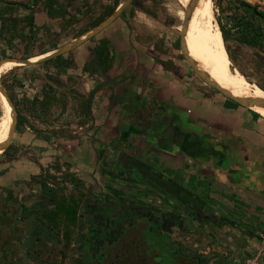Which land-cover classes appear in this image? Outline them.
<instances>
[{"label":"crops","instance_id":"0c3cea01","mask_svg":"<svg viewBox=\"0 0 264 264\" xmlns=\"http://www.w3.org/2000/svg\"><path fill=\"white\" fill-rule=\"evenodd\" d=\"M130 9L73 50L67 67H23L10 77L29 89L19 101L20 122L9 153L0 157V264H22L19 205L61 169L78 170L77 178L87 187L99 179L112 181L99 176L105 153L124 154L198 210L202 217L186 220L189 251L230 255L238 263L239 254L254 257L264 246V123L205 90L177 58L136 41ZM35 14L40 27L51 20L44 8ZM101 43L111 83L103 82L102 70H85ZM133 77L139 84L125 94ZM145 94L160 123L173 122L183 132L184 117L205 145L211 142L214 160L207 163L201 155V161H183L179 147L159 148L153 137L130 127L131 100L140 103ZM72 102L79 109L77 120L68 125L63 119ZM51 111H59L60 121L51 122Z\"/></svg>","mask_w":264,"mask_h":264},{"label":"flooded vegetation","instance_id":"af4514ba","mask_svg":"<svg viewBox=\"0 0 264 264\" xmlns=\"http://www.w3.org/2000/svg\"><path fill=\"white\" fill-rule=\"evenodd\" d=\"M178 44L180 50V39ZM129 81L125 94L139 84L135 77ZM144 96L140 103L131 100L130 127L153 137L159 148L179 147L183 161H201V155L207 163L214 160L211 142L205 145L184 117L183 132L173 122L160 123ZM102 158L99 176L112 181L99 179L87 187L77 170L70 187L62 180L41 182L37 194L19 205L22 264H208L188 250L184 236L186 220L202 217L198 210L160 178L135 168L124 154L105 153ZM54 211L50 221L48 213Z\"/></svg>","mask_w":264,"mask_h":264},{"label":"rangeland","instance_id":"374dc122","mask_svg":"<svg viewBox=\"0 0 264 264\" xmlns=\"http://www.w3.org/2000/svg\"><path fill=\"white\" fill-rule=\"evenodd\" d=\"M34 0H0V12L5 11V9L11 8L10 5L17 4V11L14 13L17 16V22L15 24L10 23L5 27L3 31V38L8 40L13 36L18 37L13 45L12 53L23 59L28 56L30 58L41 57L44 53L48 51H54L64 45L70 43L74 39H77L85 32L98 26L106 17V10L109 6H113L114 3H123L124 0H61L67 10L70 12L71 21L63 20L62 18L56 17L53 20H48L46 26H39L40 19L34 15V24L39 26L36 28V35L32 36L29 30V23L25 20V17L33 14L29 11L39 10L42 8L41 3H35ZM22 6V7H20ZM129 20L133 23L135 30L136 41L141 42L145 46L153 48L156 53L166 52L171 58H177L178 61L182 62L183 67L189 73L191 78L196 80L198 84L203 85L205 90H210L214 94H217L223 98L229 105L235 106V108H242L246 113L250 114L253 118L260 120L264 123V118L257 115L256 113L248 110L246 108L240 107L235 103L227 100L222 95L214 91L213 89L206 86L192 71L185 59L180 53L178 40L180 39V34L182 26L185 21L186 8L184 9L178 0H136L130 6ZM129 7V8H130ZM79 9L80 12H76ZM255 9L257 11H255ZM211 12L213 13L216 23L218 25L219 31L223 38V33L227 36L228 42L224 45L225 48L229 49L228 54L233 59V67L236 68L240 73L248 78V81L252 84L258 86L264 91V50L261 48H248L245 45L238 43L240 37V30L236 28L235 18L244 17L249 21H253L254 18H258L259 13L264 14V0H211ZM40 14V12H39ZM254 16V18L252 17ZM69 18V17H68ZM194 30L195 27L191 20L188 21V34L185 38L186 50L189 56L195 61L194 54ZM32 36V37H31ZM35 39V40H33ZM96 40L92 44H97ZM6 44L4 43V46ZM0 44V61L2 58ZM71 52L54 59L48 65H42L40 68H54L61 69L65 64L69 62L71 58ZM201 64L205 67V49L203 50L201 57ZM18 67L13 71H10L1 79L3 85L7 89L11 100L19 104L22 100L24 92L18 91L14 88L15 83H11L10 77L13 74L19 72ZM210 78V76H209ZM211 79V78H210ZM23 94V95H22ZM3 100V105L5 109V122L3 131V142L8 138L9 126L11 117L9 114L8 105ZM67 117L63 119L66 124H70L77 120L78 109L75 102L67 104ZM18 112V111H17ZM3 116L2 107L0 104V122ZM61 119V114L59 111H51V122H58ZM6 136V138H5ZM6 154H2L3 157ZM60 171H63L61 169ZM60 171L58 170L55 177H48L52 180L54 184H61L64 177L59 176ZM69 170H66V172ZM49 176V175H48ZM62 180V182L60 181ZM64 185V184H63ZM79 185V184H78ZM66 189H62V193ZM148 192V191H147ZM146 191L143 194L150 195ZM152 194V193H151ZM68 211L67 209H63ZM261 250V249H260ZM257 251L254 257L243 256L239 254V258H236L239 262H235V259H230L229 256H214L213 253L200 254L196 253L199 257H202L208 264H246L247 261L253 260L256 255L260 252ZM233 254V253H231ZM264 254V251H263ZM264 255H262L260 264H263Z\"/></svg>","mask_w":264,"mask_h":264},{"label":"bare ground","instance_id":"6f19581e","mask_svg":"<svg viewBox=\"0 0 264 264\" xmlns=\"http://www.w3.org/2000/svg\"><path fill=\"white\" fill-rule=\"evenodd\" d=\"M181 6L188 8L191 0H178ZM190 20L195 27L194 31V54L195 63L198 68L210 76L211 80L218 84L221 88L227 90L234 97L243 99L259 98L264 100V91L258 86L248 81V78L233 67L231 58L226 51L222 35L219 31L216 19L211 12V0H197L194 6ZM205 49V67L201 64V54ZM50 54L41 57L31 58V62H37ZM21 66L17 62L7 61L0 67V80L4 75ZM8 105L11 117L12 110L6 98L0 93V104L3 116L0 122V144L3 141V129L5 122V109L3 100ZM256 114L264 118V109L254 107L252 109ZM12 123V118H11ZM11 126V124H10ZM9 126V130H10ZM9 135V132H8ZM2 152H0V156Z\"/></svg>","mask_w":264,"mask_h":264},{"label":"trees","instance_id":"16d2710c","mask_svg":"<svg viewBox=\"0 0 264 264\" xmlns=\"http://www.w3.org/2000/svg\"><path fill=\"white\" fill-rule=\"evenodd\" d=\"M35 3H41L40 5L42 8H44L47 11L48 17L53 20L56 17L59 16V18H62L63 20H69L71 21V16L69 10L66 9L64 4L62 3L61 0H34ZM33 1V2H34ZM136 1V0H135ZM134 1V2H135ZM120 5V3H114L113 6H109V8L106 10V17L108 18L115 10L116 8ZM11 8L8 10L5 9V11L0 12V44L1 46V51H2V58H18L21 59V57H18L12 53L13 51V44L16 39H19L18 37L11 36L8 40H5L3 36V31H5V27L7 24L13 23L15 24L17 22V16L14 14L17 11L18 5L17 4H12L10 5ZM22 7V6H20ZM29 11L33 12V14H30L25 17V20L28 21L29 23V30L30 33H32V36L35 35V38L37 37L36 35V26L34 24V11H32L30 8H28ZM255 11H257L255 9ZM76 12H80L79 9L76 10ZM69 17V18H68ZM254 18V16H252ZM106 19V18H105ZM104 21V20H103ZM235 25L236 28L240 30V37L237 40L238 43L241 45H245L248 48H261L264 50V14L259 13L258 18H254L253 21H249L247 18L244 17H236L235 18ZM31 36V37H32ZM223 39L225 41V44L228 42L227 36L223 33ZM35 40V39H33ZM4 43L6 44L4 46ZM227 51L229 52V49L226 47ZM230 56V55H229ZM30 57L26 56L23 59H29ZM231 58V62L233 63V59ZM54 60V59H53ZM53 60L47 61L43 64H40L38 66L42 65H48L51 63ZM108 64V56H107V50H106V45L105 43H101L99 47L97 48L95 54H94V59L88 64L87 67H85V70L89 72L90 66L93 67L94 72L97 73L98 69L102 70L104 73L106 70ZM69 63L65 64L63 67H67ZM21 68H19L20 70ZM206 70V69H205ZM11 83H15L14 88L17 91H20L24 88V85L20 84L19 81H13L9 80ZM16 91V92H17ZM34 91V90H33ZM14 102V100L12 99ZM14 105L19 113V104L17 102H14ZM19 115V114H18ZM19 122H20V116L18 117ZM6 138V136H5ZM9 151V149L4 153L6 154ZM56 216V212H50L48 213V219L50 221H54V217Z\"/></svg>","mask_w":264,"mask_h":264},{"label":"water","instance_id":"95a60500","mask_svg":"<svg viewBox=\"0 0 264 264\" xmlns=\"http://www.w3.org/2000/svg\"><path fill=\"white\" fill-rule=\"evenodd\" d=\"M134 1L135 0H124V2L121 3L118 6V8L110 16L108 18H106L104 21H102L98 26L91 29L89 32H87L83 36L78 37L77 39H75L72 42L64 45L63 47L49 53L50 54L49 56H47V57H45V58H43L37 62H31V58H29V59L5 58V59L0 61V67L3 63H5L7 61L17 62L18 64L21 65L19 67H33V66L43 64L47 61L56 59L58 57H61L63 55H66V54L72 52L73 50H75L76 48H78L79 46L85 44L86 42H88V41L92 40L93 38L97 37L98 35H100L103 31H105L108 27H110L117 19L121 18L122 15L124 14V12L133 4ZM196 1L197 0H191L188 8L186 9L185 21H184V24L182 26V30H181V34H180V53H181V55L183 56V58L185 59V61L189 65V67L192 69V71L196 74V76L206 86L213 89L214 91H216L217 93L222 95L227 100L235 103L236 105H238L240 107L251 110L252 112H254L252 110L254 107H259V108L264 109V100L263 99H259V98H253V99L237 98V97H234L227 90L221 88L218 84L213 82L206 73L202 72L198 68L195 61L189 56V54L186 50L185 38H186V34H187V29H188V21L191 18V15L193 13ZM102 78L104 81L110 82L103 75H102ZM0 93L6 98L8 104L12 110V114H11L12 123L10 126L8 138L5 142L0 144V152H2V154H3L9 149L11 142H12V139H13V136L15 134L17 124H18V112H17V109L14 105V102L11 100L9 93H8L7 89L5 88V86L3 85L1 80H0Z\"/></svg>","mask_w":264,"mask_h":264},{"label":"built area","instance_id":"2783aa9c","mask_svg":"<svg viewBox=\"0 0 264 264\" xmlns=\"http://www.w3.org/2000/svg\"><path fill=\"white\" fill-rule=\"evenodd\" d=\"M28 89H29V86H26L20 91L25 93ZM63 171L64 172H62V174H61V176L65 178V180H63V184H65L67 187H70L73 184V174L76 173L77 171L71 172L69 170L66 172L65 169H63ZM263 251H264V246L262 247L260 252L256 255V257L253 260L247 261L246 264H260V260H261V257L263 255Z\"/></svg>","mask_w":264,"mask_h":264}]
</instances>
